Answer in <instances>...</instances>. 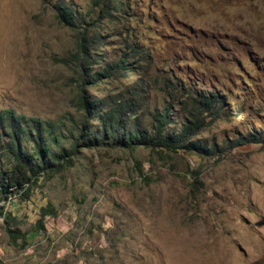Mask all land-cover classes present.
<instances>
[{
    "label": "rangeland",
    "instance_id": "rangeland-1",
    "mask_svg": "<svg viewBox=\"0 0 264 264\" xmlns=\"http://www.w3.org/2000/svg\"><path fill=\"white\" fill-rule=\"evenodd\" d=\"M117 1L0 0V113L49 123L71 147L81 90L130 99L142 80L144 126L166 100L178 130L195 110L159 89L165 76L172 94L179 86L226 103L229 114L193 139L212 154L79 145L74 167L41 178L29 199L0 204V264H264V142L238 143L264 141V0H127L104 19ZM59 5L78 28L58 20ZM97 31L88 74L74 56ZM131 47L142 58L125 56ZM122 59L133 71L102 76ZM44 208L55 213L42 219Z\"/></svg>",
    "mask_w": 264,
    "mask_h": 264
},
{
    "label": "trees",
    "instance_id": "trees-1",
    "mask_svg": "<svg viewBox=\"0 0 264 264\" xmlns=\"http://www.w3.org/2000/svg\"><path fill=\"white\" fill-rule=\"evenodd\" d=\"M95 4L97 6L99 2L96 1ZM126 5H128L127 0H122L108 6L107 10L103 11V18L112 16L110 12L112 8L116 13L122 14L128 8ZM56 10L58 20L62 24L72 30L78 28V18L71 9L59 5ZM80 39L79 51L74 57L82 64L84 63V66H87L84 70L91 74L93 70L88 64L90 47L101 46L103 42L98 31L91 38ZM140 54L137 47H131L128 52H124V55L129 56L130 59L142 58ZM131 66L132 64L125 59L106 63L102 76L109 79L116 77L117 73L125 76L126 69L133 71ZM99 75L100 73L91 76L93 80H98ZM163 79L164 85L159 89L166 92L170 99L180 95L184 99L183 102H190L195 110L194 113H190L193 118L190 124L179 123L181 128L178 130L170 127L172 124L178 126V123L170 121L169 113L175 111V106L166 100L162 109L155 108L150 113L149 123L144 126L139 115L142 102L140 90L144 86L142 80L133 84L135 89L129 90L130 99H126L127 94L122 100L116 97L113 101L111 99H88L81 90L78 106L83 114L82 121L76 127L77 137L71 147L62 145V138L49 123L17 116L13 111L0 113V204L4 200L25 201L29 199L33 188L37 186L41 178L46 175L53 177L62 173L66 168L74 167L76 157L80 152L79 145L86 148L106 145L130 151L142 147L159 154L166 152L176 154L180 150L188 152L197 150L208 155L212 154V151L202 148L193 139L206 124L210 125L229 114L226 103L219 94L200 95L179 86L172 94L169 92V81L171 82L172 78L164 76ZM245 138L243 142L238 141V143L245 145L264 142L258 135L250 134ZM54 213V209L44 208L42 219ZM0 215L8 216L5 212V205H0ZM9 233L13 238H23V235L17 231L10 230Z\"/></svg>",
    "mask_w": 264,
    "mask_h": 264
}]
</instances>
